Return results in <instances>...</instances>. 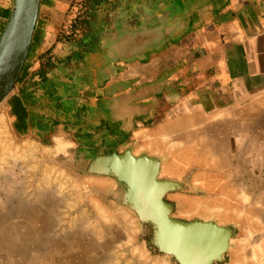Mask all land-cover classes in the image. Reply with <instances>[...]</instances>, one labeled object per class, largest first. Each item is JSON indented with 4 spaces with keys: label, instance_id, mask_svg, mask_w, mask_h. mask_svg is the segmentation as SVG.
<instances>
[{
    "label": "crops",
    "instance_id": "crops-1",
    "mask_svg": "<svg viewBox=\"0 0 264 264\" xmlns=\"http://www.w3.org/2000/svg\"><path fill=\"white\" fill-rule=\"evenodd\" d=\"M81 2L41 0L6 101L15 132L68 142L91 175L108 177L90 167L112 154L157 159L167 197L187 204L174 219L231 228L220 264H264V226L244 217L264 172V0H99L72 35ZM13 6L0 0V37Z\"/></svg>",
    "mask_w": 264,
    "mask_h": 264
},
{
    "label": "rangeland",
    "instance_id": "rangeland-1",
    "mask_svg": "<svg viewBox=\"0 0 264 264\" xmlns=\"http://www.w3.org/2000/svg\"><path fill=\"white\" fill-rule=\"evenodd\" d=\"M3 109L0 264H177L149 244L152 228L121 203L114 179L88 174L73 161L68 142L58 148L19 136L6 114V103ZM251 175L252 182L246 185L251 188L252 209L244 217L260 227L264 172ZM186 183L190 190L185 194L202 195L198 187ZM175 194L180 193L165 195L172 211L185 209L186 203H172Z\"/></svg>",
    "mask_w": 264,
    "mask_h": 264
},
{
    "label": "water",
    "instance_id": "water-1",
    "mask_svg": "<svg viewBox=\"0 0 264 264\" xmlns=\"http://www.w3.org/2000/svg\"><path fill=\"white\" fill-rule=\"evenodd\" d=\"M40 3L41 0H14L0 37V105L16 90L29 55ZM159 169L157 159L125 152L94 160L90 172L117 182L121 203L142 224L152 228L149 244L159 252L171 256L177 264L222 262L230 247L232 229L212 221L174 219L165 195L175 183L160 179Z\"/></svg>",
    "mask_w": 264,
    "mask_h": 264
},
{
    "label": "trees",
    "instance_id": "trees-1",
    "mask_svg": "<svg viewBox=\"0 0 264 264\" xmlns=\"http://www.w3.org/2000/svg\"><path fill=\"white\" fill-rule=\"evenodd\" d=\"M98 2L99 0H82L75 17L74 26L72 27V35L75 33L76 35H81L88 32L90 11Z\"/></svg>",
    "mask_w": 264,
    "mask_h": 264
},
{
    "label": "bare ground",
    "instance_id": "bare-ground-1",
    "mask_svg": "<svg viewBox=\"0 0 264 264\" xmlns=\"http://www.w3.org/2000/svg\"><path fill=\"white\" fill-rule=\"evenodd\" d=\"M5 103H6V101H4L3 103H1V105H0V120L2 119V110H4L3 109V107H4V105H5ZM184 163V162H183ZM42 199V198H41ZM42 201V200H41ZM32 242V241H31Z\"/></svg>",
    "mask_w": 264,
    "mask_h": 264
}]
</instances>
